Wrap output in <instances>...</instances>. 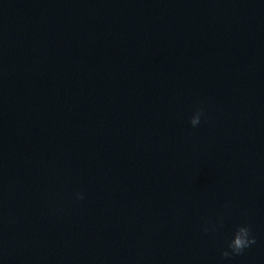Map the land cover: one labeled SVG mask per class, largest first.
Returning a JSON list of instances; mask_svg holds the SVG:
<instances>
[{"label":"clouds","instance_id":"9594fccd","mask_svg":"<svg viewBox=\"0 0 264 264\" xmlns=\"http://www.w3.org/2000/svg\"><path fill=\"white\" fill-rule=\"evenodd\" d=\"M203 115V109H197L195 114L191 117L190 123L193 127H196L201 122V116ZM79 198H83L79 196ZM207 231V229H205ZM256 243V239L251 235V228L247 225H240L237 227L235 234L228 244V248L231 252L225 250L222 252V256L230 257L232 255H240L243 251Z\"/></svg>","mask_w":264,"mask_h":264}]
</instances>
